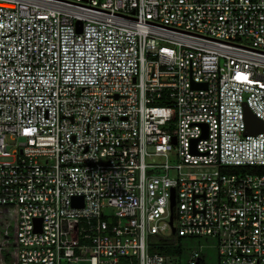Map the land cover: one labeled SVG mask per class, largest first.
<instances>
[{
    "label": "built area",
    "instance_id": "2783aa9c",
    "mask_svg": "<svg viewBox=\"0 0 264 264\" xmlns=\"http://www.w3.org/2000/svg\"><path fill=\"white\" fill-rule=\"evenodd\" d=\"M0 2L17 264H176L154 236H212L217 264H264V172L248 168L264 132L245 134L246 107L264 124V0Z\"/></svg>",
    "mask_w": 264,
    "mask_h": 264
},
{
    "label": "rangeland",
    "instance_id": "374dc122",
    "mask_svg": "<svg viewBox=\"0 0 264 264\" xmlns=\"http://www.w3.org/2000/svg\"><path fill=\"white\" fill-rule=\"evenodd\" d=\"M179 162V159L176 155L170 156V163L176 164ZM210 167H199L193 168L192 171L202 172V171H211ZM185 171H188L185 168ZM171 175L176 174L175 170L170 171ZM2 217L0 218V228L4 230L5 233L8 234L10 240L8 238V244L6 247L13 253L14 248L17 247L13 240L15 238V226H14V214L11 212L2 213ZM2 235V234H1ZM181 246L183 247V253L177 262H185L187 261L191 253L194 250L199 251L202 257L203 264H217L218 262V240L212 236H202V237H184L180 241ZM0 264H14V260L12 257L8 256L3 260Z\"/></svg>",
    "mask_w": 264,
    "mask_h": 264
},
{
    "label": "trees",
    "instance_id": "16d2710c",
    "mask_svg": "<svg viewBox=\"0 0 264 264\" xmlns=\"http://www.w3.org/2000/svg\"><path fill=\"white\" fill-rule=\"evenodd\" d=\"M250 171L255 172H264V166L260 167H248ZM1 216V215H0ZM14 226H15V238L13 240V243L17 246V225L16 221L14 220ZM2 234V235H1ZM8 238L10 240V237L7 233L4 232L2 228H0V263L5 260L6 257L10 256L14 260V264H17L16 262V253H17V247L14 248L13 253L8 249L7 244L9 243ZM184 237H178V236H168V237H152L151 243H150V249L152 252H158L161 254H169L171 256L181 255L183 253V247L180 244L181 239Z\"/></svg>",
    "mask_w": 264,
    "mask_h": 264
},
{
    "label": "water",
    "instance_id": "95a60500",
    "mask_svg": "<svg viewBox=\"0 0 264 264\" xmlns=\"http://www.w3.org/2000/svg\"><path fill=\"white\" fill-rule=\"evenodd\" d=\"M78 24L80 26L81 21H78ZM245 120H246V124H247L245 134H258L260 132H264L263 122L255 114H253V112L248 107H246ZM76 203L77 202L75 201V204ZM175 203H176V201H175V188H173V194H172V211H173V213H172L171 224L173 223ZM81 205H82V203H81ZM41 221H42L41 218H38L35 220L36 229H40ZM172 232L175 235L176 229H175L174 225L172 227Z\"/></svg>",
    "mask_w": 264,
    "mask_h": 264
},
{
    "label": "bare ground",
    "instance_id": "6f19581e",
    "mask_svg": "<svg viewBox=\"0 0 264 264\" xmlns=\"http://www.w3.org/2000/svg\"><path fill=\"white\" fill-rule=\"evenodd\" d=\"M0 4L8 6V7H12L13 5L7 2H0Z\"/></svg>",
    "mask_w": 264,
    "mask_h": 264
}]
</instances>
